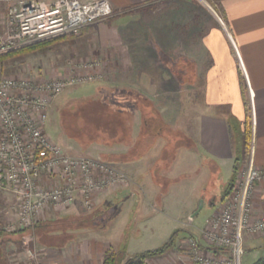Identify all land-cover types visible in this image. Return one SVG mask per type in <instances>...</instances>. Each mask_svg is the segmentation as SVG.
Listing matches in <instances>:
<instances>
[{
	"label": "crops",
	"instance_id": "obj_1",
	"mask_svg": "<svg viewBox=\"0 0 264 264\" xmlns=\"http://www.w3.org/2000/svg\"><path fill=\"white\" fill-rule=\"evenodd\" d=\"M80 1L89 2L92 0ZM108 1L112 8L111 17L82 27L78 34L67 35L69 38L76 36L79 38L73 39L74 41L78 39L77 47L74 46L75 49L69 51L68 59L63 65L65 69L63 73L61 75L56 73L57 75L55 74L56 76L51 78L72 76L85 82L84 84L96 83L97 87L107 85L110 88H116L119 94L126 96L127 93L123 90L133 91L148 98L156 109L151 96H157L158 90L161 89L169 94L168 91L173 90L174 87V84L170 87L165 86L162 81L172 80L174 83L176 81L178 95L181 92L179 87L187 84L192 89L197 104L194 102L188 111L185 107L183 108L186 118H184L181 108L175 112V116L180 114L179 116L182 115L184 118L185 126L180 131L184 136L187 135L188 130H194L196 139H191L193 145L191 147L181 146L173 153L172 144L178 140V137H172L175 139H171L172 143H168L163 136H160L142 156L131 159V161L149 156L159 138L165 141L162 145L166 154L172 156L181 152L182 155L189 153V157H186L190 161L188 164L192 165L191 169L188 173H182L180 177L183 179L188 176L196 179L198 175L203 176L201 180L198 179L199 190L195 185L192 187V193H194L195 200L203 198V203L209 206L219 201L217 209L208 217L210 218L219 211L224 199L222 194L228 189L234 171L236 175L238 169L244 168L248 159L250 141L253 139V161L255 168L262 173V178L255 182L251 220L264 216V0H218V8L214 9L211 6V13L205 17L204 21L207 22L203 32H197L193 36L192 55H184L186 46L183 43L182 35L180 40L182 44L179 46L182 54L176 62L177 65L171 66V68L166 66L168 69L156 71V75L147 69V64L154 63V59L146 58L148 47L145 44L142 45L143 51L137 57L135 51L132 50L131 41L133 38H130L129 41L124 32L130 31L128 27H131V25H127L126 21L128 16H132L140 10H146L149 5L154 3L171 1L177 4L179 0ZM4 13V11H0V31L4 29ZM165 56H168L166 52H160L158 61L155 60V62H163ZM169 65L173 64L169 62ZM156 90L157 92H155ZM192 112L195 113L192 118L193 122L190 119ZM158 113L164 124L169 125V121L161 116L159 111ZM186 113L188 114L186 115ZM232 115H236L241 124L240 131L236 136L232 132ZM245 122L249 128L248 136L244 131ZM136 137L132 138L130 131L129 142L112 146L92 145L86 149L85 155L82 156L107 162L113 155L131 151ZM62 148L68 154L80 156L76 155V152L73 154L64 147ZM241 152L244 154L243 160L238 155ZM171 156L167 157L162 153L154 156L150 172L153 179L154 171L159 168L165 169V172L162 171V173L169 175L167 172L173 162L170 159ZM125 161L129 160L109 163L115 166ZM145 174L148 175V171ZM129 178L136 184L130 185L131 187L127 191L133 194L139 204L143 191L139 179L135 180L131 176ZM166 178L170 181L168 186L176 182L175 178ZM153 183L160 196L169 190L167 186L163 192L160 184L154 181ZM123 190L120 188L108 189L96 194L94 197L97 203L96 208L100 211L103 210L104 205L107 207L114 205L109 197L116 196ZM219 191L222 192L221 196L218 195ZM204 192H208L210 197L204 199V195H202ZM81 201L82 199L77 197L75 203L64 211L67 212L64 216L78 215L77 206H82ZM42 217L47 218L46 214ZM45 218H39L38 221ZM173 220L176 221V218ZM204 226L196 229L198 231V235H195L196 238L200 237V231ZM106 229L76 231L74 234L72 233L73 238L60 248L36 242L39 246L36 259L42 264H102V257L106 250L112 249L120 252L111 246L108 239L98 238L95 235L97 231L103 232ZM170 229L175 228L168 225L163 230V234H167L169 231L172 233ZM88 230H91L92 233H88ZM178 241L166 253L148 259V264H191L187 255L178 251ZM7 242L11 244V251L4 264H29V251L22 250L18 241ZM243 243H245L243 256L248 259L249 254L253 255L250 264L258 258H264V233L256 235L246 233ZM127 254L130 256L131 253L123 252L122 262H125L129 257Z\"/></svg>",
	"mask_w": 264,
	"mask_h": 264
},
{
	"label": "rangeland",
	"instance_id": "obj_2",
	"mask_svg": "<svg viewBox=\"0 0 264 264\" xmlns=\"http://www.w3.org/2000/svg\"><path fill=\"white\" fill-rule=\"evenodd\" d=\"M2 3L0 1V11L5 12L6 3L3 1ZM210 8L211 5L206 0H179L177 4L171 1L154 3L149 5L146 10H140L132 16H128L126 23L127 25H131V27H128L130 31H124L125 36L129 41L130 38H133L131 45L132 50L135 51L136 57L143 51L142 47L144 44L148 47L146 58L149 57L150 60L154 59V63L150 62L147 64V69L151 70V72L156 75V71H162L167 68L166 66L171 68V66L177 65L176 62L180 54H182V50L179 47L182 44L180 42L182 35L184 38L183 43H185L184 45L186 46L184 55H192L193 36L197 32H203L202 30L205 28V23L207 22L204 21L205 17L210 14L212 10V8ZM62 36L47 39L52 40L57 38L56 41L52 42L46 49L41 51L22 53L1 60L0 75L22 76L36 78L38 80L54 79L51 77L56 73L61 75L63 70H65L63 65L68 59L69 51H73L77 47V41L79 39L77 36L73 38ZM76 38L78 39L74 41L73 39ZM75 42L77 43L75 44ZM74 46L75 48H73ZM162 51L166 52L168 55L163 57L167 62L164 60L163 62H155V60L158 61L159 54L160 52L162 53ZM169 62L173 65H169ZM64 77H66V75L61 77V79ZM56 79H60V77ZM84 83L85 82L82 81H76L72 85L65 86L50 103L47 109L44 127L47 136L52 141L59 143L62 147L67 149L68 152L70 151V153L73 154L76 152V155H85L86 149L90 146L101 145L102 143L79 139V137L76 136L77 133H75V129L78 127L85 128V126H95L98 123L101 124L103 121L102 119H109V115L111 114L120 116L116 112L118 103L119 105H127V107H129L127 113H122V118L125 119L127 125L131 126V137H136L140 130L141 114L139 110L136 111V103L134 100H131L128 95L119 94L116 88H110V86L107 85L97 87L96 83ZM162 83L169 87L174 84L173 90H169L168 92L170 93L168 94L160 88L161 90H158L159 93L157 96H151L153 103L161 116H164L166 120L169 121L168 126L175 132H180L182 127L185 126L184 118L187 117H185L183 108L185 107L188 111L194 102L197 104V99H195V96L192 94V89L190 86H187V84H183V86L179 87L181 92L180 95H178L176 81L174 83L172 80H164ZM155 92H157V90ZM180 108L183 111L184 118L182 115L179 116L180 114L177 115V117L175 116V112ZM145 113L149 115L150 111L146 110ZM187 114L188 113H186V115ZM191 114L192 116H190V119L192 120L195 113L192 112ZM181 121L184 122L182 123ZM193 121L194 120L191 122ZM231 124L232 132L236 136L240 131V119L236 115H232ZM187 132L186 137L189 140L196 139L194 130H188ZM171 139L175 138L171 137ZM163 141L162 138L158 139L149 156L115 165L129 177L131 176L135 178V180L139 179L138 181L143 190L139 204L136 202V198L133 197V194L127 191L130 189V185L133 186L136 184L130 181L127 186L120 188L125 191L123 190L116 194V196L109 197L111 203L114 202V205L109 207L104 205L103 211H101L102 209L99 211V209L96 208L97 203L95 200L90 207H87L84 202L81 201L80 203L82 206H77L78 216L86 217V215L90 214L93 219L97 221H100L101 218H108L100 225L96 222L97 225L95 227L92 226L93 222L89 219V222H86L87 225L83 228L70 231L74 234L76 231H85L84 229L96 231L97 229L107 228L103 232L97 231L95 235L98 238L108 239L115 250L131 253L130 255L159 247L169 239L174 231H176V241L179 240V244H177L178 251L181 253L187 252L189 237L198 235L196 229L198 227L202 228V226L205 225L208 217L217 209L219 201L212 206L203 203L201 209L194 214L198 209L199 199L195 200L192 187L196 185L198 189V182L203 176L198 175L196 179L185 176L181 179V174L185 172L188 173L191 169L190 167L192 165L188 164L190 161L186 157H189L190 154L187 153L182 155L181 152L177 155H168L163 151L162 144L165 143V141ZM242 152L238 155L239 158L243 160L244 154ZM161 153L162 155H167V157L171 156L170 159H172L173 162L167 172L169 173L168 176L166 173H162V171L165 172V169H157L156 173L161 177L156 183L159 181L160 188L162 187L161 189H164V192L170 182L166 177L170 179L175 178L176 182L169 184V190H166L165 193L160 196L153 183L155 179L152 178L150 172L153 167L152 160L154 156L157 154L160 155ZM146 171H148V175L145 174ZM208 194V192L202 194L204 195V199L210 197ZM221 194L222 192L219 191L218 195L221 196ZM74 203L75 201L71 205ZM67 208L55 212H47V218L42 217L45 218L43 221L64 216V214L67 213L64 212ZM102 213L103 215H101ZM192 214H194L192 221H189V217ZM40 216L41 214L38 217ZM173 218H176V221H174ZM126 219L128 221H125ZM129 220H131V223H129ZM37 221L38 220L35 222ZM16 222L17 210L13 208L12 196L9 193L0 192V230L8 234L11 232L8 228L15 225ZM168 225H171V227L175 229H170L172 233L169 231L167 234H163V230ZM99 226L102 227L98 228ZM28 228L29 227L24 229ZM90 231L88 230V233H92ZM189 232L192 233L187 234ZM184 234L187 235L180 238ZM245 234L246 233L243 235V242ZM24 237L28 239L25 245L23 244V241H25ZM32 237L33 235L30 232L22 234L20 238H18V242H20L19 246L22 250H30L35 255V259L33 260V258H30L29 254V264H42L36 259L39 246L35 238ZM243 245H245V243H243ZM0 248V264H3L4 261L6 263L7 257L10 255L11 244L4 242V244L1 245L0 240ZM252 256V254H249V258L247 259L242 255L241 263L250 264Z\"/></svg>",
	"mask_w": 264,
	"mask_h": 264
},
{
	"label": "built area",
	"instance_id": "obj_3",
	"mask_svg": "<svg viewBox=\"0 0 264 264\" xmlns=\"http://www.w3.org/2000/svg\"><path fill=\"white\" fill-rule=\"evenodd\" d=\"M6 3L0 55L49 38L78 34L82 27L112 16L108 0H0ZM80 79L38 80L0 75V192L9 193L16 231L32 226L47 212L67 208L79 196L92 206L99 192L127 186L125 173L100 159L73 156L45 132L46 113L54 97ZM248 159L238 169L219 211L206 220L200 237L188 239L191 264H242L244 233H264V216L251 220L255 182L262 173ZM41 214L40 217H38ZM25 245L27 238L24 237ZM30 258L35 259L29 250Z\"/></svg>",
	"mask_w": 264,
	"mask_h": 264
},
{
	"label": "trees",
	"instance_id": "obj_4",
	"mask_svg": "<svg viewBox=\"0 0 264 264\" xmlns=\"http://www.w3.org/2000/svg\"><path fill=\"white\" fill-rule=\"evenodd\" d=\"M206 1L211 6H213L214 9L218 8V0H206ZM67 35H64L62 37H66ZM56 40L57 38L52 40L38 41L23 46L21 48L10 51L6 54L0 55V61L5 58H9L22 53L41 51L43 49H46L48 45H50L52 42ZM123 91L127 93V95L131 100H134V102L136 103V109L140 111L141 114L140 130L139 133L137 134L136 139L133 142V147L131 151L122 154L113 155L107 161L108 163L114 161L131 160L136 157L142 156L153 145L156 138L160 136H163L168 143H172L171 137H178V140H176L172 144L173 153L174 151H176V149L180 148L181 146L191 147L193 145L192 140H189L181 132H175L168 125L164 124L157 109L153 106L152 102L148 98L126 89ZM116 109H117L116 112L120 116L111 114L109 115V119L107 120L102 119L103 120L102 123L96 124L97 126L96 125L90 127L85 126V128L78 127L77 129H75V133H77L76 136L79 137V139L81 140L102 143L107 146H112L118 143L129 142L130 125H127L125 119L122 118V113L124 112L127 113L129 107H127V105L123 106L117 103ZM146 110L150 111L149 115L145 113ZM244 126H245L244 127L245 135L248 136L249 128L247 126V122H245ZM156 171H154L155 173L153 174L155 182L161 177L156 173ZM234 180H235V171L230 180L228 189L222 194V198H224L229 193L230 189L233 186ZM101 215H103V213ZM107 218L108 217L101 218L100 221H97L94 220L90 214L86 215V217H80V215L79 216L66 215L52 220L37 221L28 229H19L16 231H12L8 234L0 230L1 245H3L4 242L7 241H18V238H20L22 234L30 232L32 233L36 242L46 246L60 248L73 238V234L70 230L83 228L85 225H87L86 222H89V219L92 220L93 222L92 226L95 227L97 225L96 222H98V224L100 225ZM176 235L177 232L174 231L172 235H170L169 239L159 247L154 248L152 250H146L140 253H135L133 255H130L125 260V262L121 261V258L123 256L122 251L116 252L112 249H108L103 254L102 264H148L147 262L148 259L158 257L166 253L175 245ZM252 264H264V258H258Z\"/></svg>",
	"mask_w": 264,
	"mask_h": 264
},
{
	"label": "water",
	"instance_id": "obj_5",
	"mask_svg": "<svg viewBox=\"0 0 264 264\" xmlns=\"http://www.w3.org/2000/svg\"><path fill=\"white\" fill-rule=\"evenodd\" d=\"M202 205H203V198H200V199H199L198 209L194 212V214H195L199 209H201ZM194 214H192V215L189 217V221H192V218H193V215H194Z\"/></svg>",
	"mask_w": 264,
	"mask_h": 264
}]
</instances>
